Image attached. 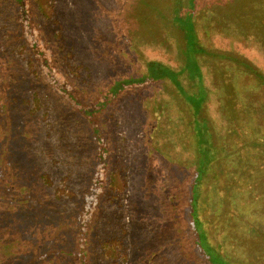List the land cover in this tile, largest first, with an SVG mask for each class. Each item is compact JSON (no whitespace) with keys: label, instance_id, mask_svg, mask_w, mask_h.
<instances>
[{"label":"rangeland","instance_id":"1","mask_svg":"<svg viewBox=\"0 0 264 264\" xmlns=\"http://www.w3.org/2000/svg\"><path fill=\"white\" fill-rule=\"evenodd\" d=\"M26 1L77 104L0 0V264H210L201 161L207 241L264 264V0ZM150 61L178 84L112 93Z\"/></svg>","mask_w":264,"mask_h":264},{"label":"trees","instance_id":"2","mask_svg":"<svg viewBox=\"0 0 264 264\" xmlns=\"http://www.w3.org/2000/svg\"><path fill=\"white\" fill-rule=\"evenodd\" d=\"M17 7V12L19 14V19L22 26V36L27 42L28 46L33 50L35 57L39 59L41 62L42 69L44 71V75L47 78V81L52 89H55L60 95H62L65 99L72 101L74 105H76V101L74 98L70 96V88L66 87L63 79L61 78L60 73L56 70V68L51 63L50 59V52L49 50L43 45L41 40L39 39L36 30L33 28L32 24L30 23V16L29 10L26 0H14ZM193 0H190L188 4L190 5ZM176 16L174 17V19ZM191 65V64H190ZM189 65V66H190ZM188 66V67H189ZM192 66L197 70L195 63H192ZM253 75L258 79L260 84L264 85V76L256 72L255 70L251 71ZM168 79L172 82V84L177 85V73L169 70L167 67L156 63V62H147L146 63V74L138 79H128L121 82H118L114 85L112 89V93H116L117 91L124 89L125 87H137V86H144L147 83H150L155 80L160 79ZM204 89L201 88L198 92V99L193 102V109L194 111H200L201 109V102L204 99ZM101 104V103H100ZM86 110L89 114L94 110V107H87ZM204 129V128H203ZM205 130V129H204ZM208 167V166H206ZM203 169L202 161L200 162L199 166L197 167V172L195 179L192 184L191 190V229L194 231L196 235V239H198V246L201 251L205 254L208 258L210 264H228L226 263L211 247L209 242L206 239L205 230L199 221L196 215V206H197V186L201 180V178L205 175L206 169ZM87 214V210H83V212ZM84 215V214H83ZM80 246V245H79ZM79 251H81L79 249ZM210 251V252H209Z\"/></svg>","mask_w":264,"mask_h":264}]
</instances>
